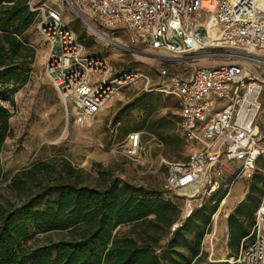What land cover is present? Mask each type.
<instances>
[{"label":"built area","instance_id":"obj_1","mask_svg":"<svg viewBox=\"0 0 264 264\" xmlns=\"http://www.w3.org/2000/svg\"><path fill=\"white\" fill-rule=\"evenodd\" d=\"M86 24L119 31L145 49L169 58L190 54L222 59L193 65L182 75L160 67L155 79L138 68L113 71L105 57L84 45L54 6L26 0L37 17L47 52L44 72L66 117L83 124L123 87L144 82L146 92L172 96L178 104L180 136L189 144L184 162L162 161L165 188L183 199V217L208 199L223 201V190L250 179L264 152L259 130L264 91V0H67ZM140 132L125 142L137 147ZM128 150V149H127ZM222 199V200H221ZM215 213L207 232L213 235ZM179 223L172 225L173 230ZM207 232L204 235H207ZM249 235L234 262L264 264V211L257 208Z\"/></svg>","mask_w":264,"mask_h":264},{"label":"trees","instance_id":"obj_2","mask_svg":"<svg viewBox=\"0 0 264 264\" xmlns=\"http://www.w3.org/2000/svg\"><path fill=\"white\" fill-rule=\"evenodd\" d=\"M34 21L26 0H0V153L12 132V113L3 102L13 104L14 86L28 78L34 49L25 31ZM153 107L143 106L148 113ZM175 107L178 112L176 100ZM155 120L148 130L156 129L161 138L169 119ZM94 166L96 177L61 158L36 161L6 176L0 164V180L19 198L0 201V264H239L206 261L201 240L214 210L207 201L180 219L181 197L121 182ZM263 190L264 174L254 172L244 198L229 212L231 253L251 241Z\"/></svg>","mask_w":264,"mask_h":264},{"label":"rangeland","instance_id":"obj_3","mask_svg":"<svg viewBox=\"0 0 264 264\" xmlns=\"http://www.w3.org/2000/svg\"><path fill=\"white\" fill-rule=\"evenodd\" d=\"M36 1L56 7L82 42L86 52L105 57L113 71L138 68L155 79L157 70L162 66L187 75L193 65L214 64L222 60L199 59L190 54L169 58L165 52L145 49L130 41L126 34L100 27L94 20L89 19L98 30L116 39V42L107 43L88 30L86 22L77 15L69 1ZM25 37L34 49L28 78L24 83L14 86L16 90L11 96L13 104L3 102L12 113L9 118L12 132L5 139L0 153V164L6 176L19 169L28 168L36 161L48 162L62 158L92 177L97 176L98 166H94L97 164L99 168L108 169L114 179L159 191L165 197H174L164 186L166 167L162 159L184 162L190 150L179 133L175 99L160 92H146L144 82L137 81L112 95L92 119L83 124L74 123L70 117H66L57 92L45 75L47 45L39 32L37 17L25 31ZM260 101L259 130L264 148V91ZM151 103L154 107L148 113L143 106ZM162 116L169 119V126L162 132L163 138H160L156 129L148 130V127H152L155 119ZM130 130L141 133L137 147H131L125 142V135ZM254 172L264 174V152L261 153ZM89 182L93 184L91 179ZM250 182L251 178L237 179L229 186L228 194L226 190L220 192L222 199H226L217 203L206 200L209 209L214 208L209 214V220L211 214L218 211L215 233L209 237L210 232H207L201 240V249L206 252L208 263L232 262L236 257L238 251L231 253L227 247L224 223L235 201L232 189L238 186L239 191L246 192ZM5 183L4 179L0 180V201L19 200L5 188ZM263 199L264 190L260 204ZM125 229L127 228H123ZM166 238L164 236L163 240Z\"/></svg>","mask_w":264,"mask_h":264},{"label":"bare ground","instance_id":"obj_4","mask_svg":"<svg viewBox=\"0 0 264 264\" xmlns=\"http://www.w3.org/2000/svg\"><path fill=\"white\" fill-rule=\"evenodd\" d=\"M259 5L262 6V7H264V1H260V2H259ZM87 28H88V30H89L91 33L95 34L98 38H100L101 40H103V41H105V42H107V43L116 42V39H113V38L107 36L105 33H103V32H101L100 30H98V29H97L94 25H92V24H88V25H87ZM119 44H120V43H119ZM123 47H124V46H123ZM224 202H225V200H224ZM260 207H261V210L264 211V199H263V201L261 202ZM219 210H220V209H219ZM215 216H216V221H217V218H218V211L216 212ZM214 230H215V226H214Z\"/></svg>","mask_w":264,"mask_h":264},{"label":"crops","instance_id":"obj_5","mask_svg":"<svg viewBox=\"0 0 264 264\" xmlns=\"http://www.w3.org/2000/svg\"><path fill=\"white\" fill-rule=\"evenodd\" d=\"M233 188H235V186ZM232 192H233V196H234V200H235L233 202V207H234L238 202H240L244 198L246 192H244V191L241 192V190L239 191L238 186L236 189H232ZM224 199H226V197ZM183 210H184V208L181 207L180 217H182V219L185 218V217H183ZM215 231H216V228H215V230L213 229V234L215 233ZM224 235L227 238V236H228L227 218L225 219V223H224Z\"/></svg>","mask_w":264,"mask_h":264}]
</instances>
